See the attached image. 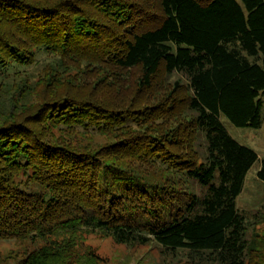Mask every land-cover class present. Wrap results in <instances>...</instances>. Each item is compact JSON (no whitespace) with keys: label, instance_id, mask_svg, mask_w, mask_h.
Instances as JSON below:
<instances>
[{"label":"trees","instance_id":"16d2710c","mask_svg":"<svg viewBox=\"0 0 264 264\" xmlns=\"http://www.w3.org/2000/svg\"><path fill=\"white\" fill-rule=\"evenodd\" d=\"M262 96L264 0H0V264H98L84 232L264 264L236 205L259 157L223 122L260 128Z\"/></svg>","mask_w":264,"mask_h":264},{"label":"rangeland","instance_id":"374dc122","mask_svg":"<svg viewBox=\"0 0 264 264\" xmlns=\"http://www.w3.org/2000/svg\"><path fill=\"white\" fill-rule=\"evenodd\" d=\"M127 77L128 84H131V89L135 88L136 81L139 75L138 70L131 71ZM168 83L182 81L186 83L184 77L180 74H174L169 77ZM134 90V89H133ZM132 90V91H133ZM262 126L258 129L254 128H237L223 118V122L228 129L230 135L240 144L252 149L259 157V161L249 170L244 189L236 201L238 210L243 214L247 221L246 240L257 249L264 251V184L257 178L260 160L264 157V96H262ZM80 144L87 146L98 145L103 146L106 143L113 142L105 135H77L75 137ZM129 166L139 170L144 177L151 183H164L166 180L179 179V175H171L170 173L162 172L161 170L150 167L146 164H140L132 161ZM178 188L182 190L189 188L192 191L199 192L198 186L191 182L185 181L179 184ZM83 246L85 249L94 250L101 258L98 264H192L188 262L185 252H177L174 255L163 252L160 246L155 242L146 245H126L118 244L112 238L104 236L99 232H84L82 234ZM0 252L17 253L18 246L13 242H8L0 245ZM3 254V255H4ZM18 254V253H17ZM255 255L252 257L254 262H258ZM14 263V261H13ZM263 264V263H262Z\"/></svg>","mask_w":264,"mask_h":264}]
</instances>
